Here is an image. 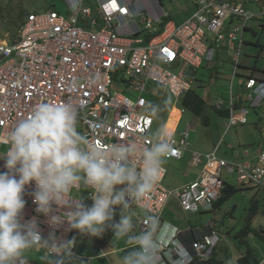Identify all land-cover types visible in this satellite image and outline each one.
<instances>
[{"label": "built area", "instance_id": "obj_1", "mask_svg": "<svg viewBox=\"0 0 264 264\" xmlns=\"http://www.w3.org/2000/svg\"><path fill=\"white\" fill-rule=\"evenodd\" d=\"M43 1L44 9L28 12L10 41L5 44L0 41V146H7L8 132L40 102L77 106L80 109L78 130L94 143L147 145L151 142L149 131L154 121L142 116L150 103L145 96L149 83H158L181 99L190 89L188 74L201 67L204 61L213 60L219 41H225L236 51L227 130L235 124L248 122V107L264 104V80L245 77L238 94L246 95L248 107L246 101H240V113L235 114L233 79L240 64L244 32L249 21L259 17L240 1L197 0L196 11L189 19L180 25L168 23L149 41L144 40L143 34L160 18L144 15L128 0H98L103 22L99 29H95L97 18L86 0H64L68 6L67 17L55 10L54 3L48 5L46 0ZM208 33L213 38L209 39ZM178 61H181L180 69L175 74L170 68ZM120 82L137 92V97L131 99L114 92L113 84ZM223 104L221 99L216 108ZM189 133L190 124H187L177 137L173 134L174 147L169 158L179 160L189 150ZM202 157L205 163L196 179L170 191L162 184L163 169L152 191L133 208H141L160 219L169 197L174 196L186 213L212 211L225 184L220 174L223 170L235 174L240 185L252 184L264 190V149L256 153L254 161L245 162L218 157L216 150L205 156L191 153L194 165L202 163ZM3 163L0 160V172L5 171ZM33 188L32 183L25 186L26 204L22 215L24 220L36 217L41 235L46 238L53 229L48 225L47 217L35 212L36 205L31 196ZM81 195L91 204L87 192ZM137 228L138 231L145 230L143 218ZM74 231H69L66 224L55 229L56 235L65 239H76ZM177 233L174 240L190 254V264L209 260L219 241L214 228L209 230L210 234L204 233L202 238L194 239L189 246L178 241ZM174 255L173 245L165 241L161 248L162 264H170ZM27 260L28 264H39Z\"/></svg>", "mask_w": 264, "mask_h": 264}, {"label": "clouds", "instance_id": "obj_2", "mask_svg": "<svg viewBox=\"0 0 264 264\" xmlns=\"http://www.w3.org/2000/svg\"><path fill=\"white\" fill-rule=\"evenodd\" d=\"M161 111L160 105L149 103L142 116L159 119ZM79 119L80 109L71 103L40 102L8 132L7 148L0 152L5 169L0 172V264H28L25 253L37 248L45 251L48 264H82L73 252L75 237L56 235L55 229L65 224L82 235L100 237L111 230L114 238L125 240L129 248L120 264H162L165 241L175 249L170 264H190V254L174 240L175 227L166 228L145 212V230H135L133 205L161 178L173 152V135L161 124L149 134L147 145L105 146L78 130ZM30 183L35 212L47 217L53 229L46 238L36 217L24 220L22 215Z\"/></svg>", "mask_w": 264, "mask_h": 264}, {"label": "rangeland", "instance_id": "obj_3", "mask_svg": "<svg viewBox=\"0 0 264 264\" xmlns=\"http://www.w3.org/2000/svg\"><path fill=\"white\" fill-rule=\"evenodd\" d=\"M196 1L142 0V4L148 9L152 7L157 12L165 13L169 16L168 19L171 22L175 25H180L195 13ZM239 1L244 3L246 9L260 14V17L252 18L248 24L250 28H247L244 32L245 43L241 51V65L238 73H252L254 77L264 80V59H262L264 52V8L262 6L264 5V0ZM44 2L43 0H0V41L3 44L7 43V40L10 41L9 39L17 34L20 26L19 20H24L23 17L25 18L27 12L42 11ZM46 3L48 5L54 3L55 10L63 16H68V6L64 0H46ZM88 6L95 8L91 4ZM21 12L23 13L22 17L20 15ZM143 12L144 15H149L147 11ZM140 25L143 27V22ZM225 36L227 37V31H225ZM208 38H213V35L208 33ZM256 41L260 45L255 44ZM259 54H261V57L258 59L257 56ZM233 55L234 53L231 48L229 49L227 43L219 41L216 48V56L212 61L206 63L208 68H213V82L207 81L204 87L197 88V92L207 100L209 107H212L215 99L219 96L225 98L226 101L230 100L229 83L232 79L235 64ZM180 64L181 61H178V64L172 66L170 70L177 74ZM253 67L255 68L253 69ZM193 73L197 76L203 73L209 75L210 70L199 67ZM206 75L204 76L208 80ZM243 80L244 77L242 75H238L234 79V100L241 98L238 93H240L239 87L242 85ZM194 85H197V83L194 82ZM113 91L123 93V95L131 99L136 98L138 95L137 92L127 88L122 82L113 84ZM243 95L246 96L245 94ZM145 96L152 104L160 105L162 108L159 113V119H154L149 134L163 124L170 133H173L176 127L175 137H177L179 133L185 130L187 124H190L189 150L183 153L182 159L169 158L163 165L165 170L163 183L170 191H174L182 184L181 182L192 181L200 174L205 158L202 157L203 161L199 165H194L191 159L192 152H198L205 156L216 150L218 157L226 160H235V154H240L246 149L248 154L243 156V158L251 159L257 149L264 147V104L259 107H249L248 123L235 124L227 131L228 117L218 116L211 112V122L205 125L197 115L183 108L180 100L174 97L168 88L158 83L150 82ZM242 98L244 101L249 102L247 97ZM165 106H173V108L168 113ZM239 113L240 111L235 109V114ZM6 148V145H1L0 152L5 151ZM193 176L195 178L190 179ZM222 178L238 187V190L215 211L195 214L186 213L178 205L177 199L174 196H170L169 203L174 208V220L192 227H203L207 221L215 224L219 233L218 236L222 238L215 252V257L222 260L220 264H237L238 259L244 256L246 252L251 253V261L254 264L260 260L264 262V190L252 184L240 185L235 174H229L224 170ZM133 210L136 213L135 221L142 218L145 213L141 208L134 207ZM116 211V216L119 218L118 207ZM237 234H242L243 236L238 237L236 236ZM25 256L33 262H42L41 259L45 258V251L33 249L27 251ZM45 264H48V261ZM110 264H112L111 261Z\"/></svg>", "mask_w": 264, "mask_h": 264}, {"label": "crops", "instance_id": "obj_4", "mask_svg": "<svg viewBox=\"0 0 264 264\" xmlns=\"http://www.w3.org/2000/svg\"><path fill=\"white\" fill-rule=\"evenodd\" d=\"M129 2H131V6H138V8L142 11H147L149 13L148 16H154V17H158L160 18V21L159 22H154L153 25H152V28L147 31V32H153L154 30L155 31H158L160 29V24L164 21L163 18L167 19L168 22L164 25V27L168 24V23H173L171 22L168 18L169 16L166 15L165 13H162V12H157L154 8L150 7L149 9L146 8L143 4H142V0H128ZM218 2H223V1H230V0H217ZM234 1H239V0H234ZM260 1V0H258ZM86 3L87 5L91 4V5H94L95 8H93L92 6V9L94 11V16L97 18V26L95 27V29H99L100 27H102L103 25V22H102V18H101V9H100V6L99 5V2L98 0H86ZM93 3V4H92ZM260 4V3H259ZM264 8V5L262 6ZM166 15V16H165ZM259 17H260V14H259ZM258 17V18H259ZM231 20V19H230ZM230 20H228L230 22ZM227 21V25L226 27L228 28L229 27V22ZM248 28L249 25H248ZM164 29V28H163ZM162 29V31H163ZM161 31V32H162ZM160 32V33H161ZM254 33H256L254 31ZM244 43H245V39H244ZM256 44V43H255ZM258 45V44H257ZM244 46V44H243ZM243 46L241 47V50H240V57H241V51H242V48ZM230 49V48H229ZM231 51L234 52V54L236 53V51H234L233 48H231ZM264 54V52H263ZM261 54H259L257 57L258 59L261 57L260 56ZM216 56V50H215V55L214 57ZM214 59V58H213ZM233 59H234V55H233ZM263 59V58H262ZM206 62V61H205ZM204 62V63H205ZM203 63V64H204ZM202 64V65H203ZM241 65V62L239 64V66ZM242 65H245V64H242ZM202 67V66H201ZM200 67V68H201ZM238 70L239 68L237 69V76L238 75H242L245 79V77H250V76H253L252 73H247V74H239L238 73ZM194 72V71H193ZM193 72H191L190 74H188L187 78L190 80L191 84H190V88L192 87H195L197 85H194L193 86V83L196 82L195 78L196 77H199V76H202V75H195ZM236 76V77H237ZM235 77V78H236ZM234 78V79H235ZM197 79V78H196ZM234 79H233V84H234ZM209 82H213L212 81V77L210 79H208ZM244 81V80H243ZM197 83V82H196ZM231 83V81H230ZM229 83V85H230ZM198 84V83H197ZM242 85H243V82H242ZM240 85V86H242ZM151 89V88H150ZM152 90V89H151ZM170 92V91H169ZM172 94V93H171ZM173 95V94H172ZM174 96V95H173ZM239 97H241L239 100H234L235 102V107H236V103L238 104V106L235 108V109H238V107L240 106V101H243V98L242 97H245L243 95H239ZM231 98V97H230ZM223 100L224 104L221 108L219 109H225V110H228V115H229V109H228V105H229V101H226L225 98L219 96L215 99V102L213 103V107L214 109L216 110H219L218 108H216V103L220 100ZM234 99V97H233ZM180 100V99H179ZM206 100V99H205ZM207 102V100H206ZM248 103L246 102V106L248 107L247 105ZM166 105V104H165ZM173 108V106L171 107ZM170 109H167L166 111H169L171 110ZM249 108V107H248ZM179 110V109H178ZM180 111V110H179ZM238 115V114H237ZM225 117H228V116H225ZM168 119V118H167ZM248 123V122H247ZM246 123V124H247ZM206 125V124H205ZM227 125V124H226ZM165 126V125H164ZM229 130V129H228ZM227 130V131H228ZM176 133V127L173 131V133H171L172 135ZM264 149L263 148H259L257 149L253 156L251 157V159H244L243 156L247 155L248 152L247 150L245 149L242 153H236L234 158L235 160H228V161H233V162H245V161H254L255 159V156H256V153L259 151V150H262ZM183 158V157H182ZM181 158V159H182ZM225 159V158H224ZM180 160V159H179ZM222 172L221 171V176H222ZM185 176V175H184ZM165 177V175H164ZM164 177L162 178V184L164 185L163 183V180H164ZM198 177V176H197ZM196 177V178H197ZM195 178L194 176L191 177L190 179H193ZM195 178V179H196ZM193 181V180H192ZM225 181V180H224ZM191 182V181H189ZM189 182H181L182 184L179 185L177 188H180L182 187L183 185L189 183ZM246 185V184H245ZM165 186V185H164ZM166 187V186H165ZM167 188V187H166ZM176 188V189H177ZM168 189V188H167ZM169 190V189H168ZM175 200V199H174ZM170 201V198L168 199V201L166 202L163 210H162V213H161V216H160V222L161 224L164 226H167V225H171L172 227H175L177 229V239L179 242H181L182 244L186 245V246H189L191 244V242L194 240V239H200L202 238L205 234L204 233H209V230L210 229H216V225L211 223V221H207L206 224L203 226V227H199V226H195V227H192V226H188V225H184L182 223H178L174 220V208L173 206L169 203ZM178 205L180 206L179 204V201L176 200ZM181 208V206H180ZM182 209V208H181ZM217 208H213L212 211H215ZM146 212V211H145ZM211 212V211H209ZM200 213V212H199ZM202 213V212H201ZM144 216V215H143ZM118 218V217H117ZM143 218V217H142ZM119 219V218H118ZM140 218L138 219V221H135V230L138 231V222H139ZM168 228V227H167ZM75 232V236H76V247H75V255L77 257L80 258V260L82 261V264H110V261L111 263L113 264H118L120 263V257L121 255H123L129 248V244L125 242V240L123 239H120V238H114L113 237V233L111 230H106L104 232V234L100 237H90L86 234L82 235V234H79L78 232L74 231ZM210 234V233H209ZM217 235H219L218 233V230H217ZM236 236L238 237H241L243 236L242 234H237ZM219 241L217 242L215 248L213 249L212 251V254H211V259L210 262L208 263L207 261L205 262H201V261H197L195 264H220L222 262V260H219L217 257H215V252H216V249H217V246H219V243L221 242V237H219ZM242 241V240H241ZM38 251H42L43 249H40V248H37ZM250 252H246V254H248ZM245 254V255H246ZM251 254V253H250ZM244 255V256H245ZM252 256V255H251ZM242 257V256H241ZM110 259V261H109ZM42 262H37L39 264H45L47 259H41ZM261 261V260H260ZM259 261H257L256 264H258ZM238 264V262H237Z\"/></svg>", "mask_w": 264, "mask_h": 264}, {"label": "trees", "instance_id": "obj_5", "mask_svg": "<svg viewBox=\"0 0 264 264\" xmlns=\"http://www.w3.org/2000/svg\"><path fill=\"white\" fill-rule=\"evenodd\" d=\"M21 17L23 16V13H20ZM22 19V18H21ZM24 19V17H23ZM164 22H162L160 24V29L158 31H153V32H147L145 31L143 36H144V40L149 41L151 38H153L155 35L159 34L162 29L164 28V25L168 22L167 19L163 18ZM22 21L19 20V25H21L20 23H22ZM264 26V25H263ZM256 44L260 45L258 41L255 42ZM205 62V61H204ZM203 62V63H204ZM206 63H208V61H206L203 65H201L202 69L203 68H207L210 70L209 75L206 74H202V76L196 77L195 80L198 83L197 86L190 88L184 95L183 97H181L180 102H181V106L185 109L190 110L191 112H193L195 115H197L200 120L202 121L203 124L208 125L211 122V112H214L216 115L218 116H228V110L225 109H219L216 110L214 109L213 105L212 107H209V105L207 104L206 100L204 97H202L198 92H197V88L199 87H204L206 85V82L208 81L206 79V77L204 75H206L208 77V79H210L213 76V68H208V66L206 65ZM255 67H253L254 69ZM151 104L152 102L149 101ZM238 106V104L236 103V107ZM167 109H170L171 107H166ZM212 108V109H211ZM224 187L222 188L221 191V195L218 198V200L215 202L214 206L215 208H218L222 203H224L231 195H233L238 189V187H235L234 185L228 183V182H224ZM84 194L86 192H83ZM86 204L90 205V203L84 201ZM115 219L118 220L117 216L115 217ZM251 254L248 253L245 256H242L238 259V264H254L251 261ZM211 259V258H210ZM207 262L209 263L210 260H207Z\"/></svg>", "mask_w": 264, "mask_h": 264}]
</instances>
